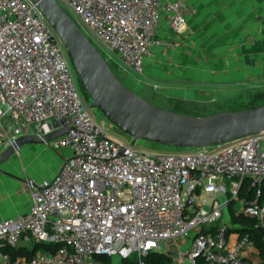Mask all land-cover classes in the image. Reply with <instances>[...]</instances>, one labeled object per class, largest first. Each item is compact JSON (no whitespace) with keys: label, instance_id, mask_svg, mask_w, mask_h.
I'll return each instance as SVG.
<instances>
[{"label":"built area","instance_id":"built-area-1","mask_svg":"<svg viewBox=\"0 0 264 264\" xmlns=\"http://www.w3.org/2000/svg\"><path fill=\"white\" fill-rule=\"evenodd\" d=\"M57 1L139 74L154 46H175L157 35L161 18L179 33L190 10L185 0ZM90 102L79 92L63 39L38 4L0 0V153L21 136L64 127L62 120L68 130L48 145L71 150L52 177L28 178L25 213L0 220V260L104 264L98 256L135 255L147 264L143 256L160 251L171 253L173 264L262 262L253 255L260 251L251 232L231 221L229 205L264 229V130L211 148L153 152L114 137ZM23 239L59 246L11 262L4 247Z\"/></svg>","mask_w":264,"mask_h":264},{"label":"crops","instance_id":"crops-1","mask_svg":"<svg viewBox=\"0 0 264 264\" xmlns=\"http://www.w3.org/2000/svg\"><path fill=\"white\" fill-rule=\"evenodd\" d=\"M185 1L190 10L182 32L173 29L166 15L159 22L157 35L175 46H154L147 55L140 74L145 91L159 100L181 99L190 107L207 109L242 101L245 94L263 89L264 0ZM20 149L0 163V220L25 213L31 202L28 178L52 177L71 152L64 148L63 156L54 160L52 155L46 158L45 151H31L26 145ZM32 246L23 239L16 247Z\"/></svg>","mask_w":264,"mask_h":264},{"label":"water","instance_id":"water-1","mask_svg":"<svg viewBox=\"0 0 264 264\" xmlns=\"http://www.w3.org/2000/svg\"><path fill=\"white\" fill-rule=\"evenodd\" d=\"M64 41L80 82L99 109L117 128L132 138L182 148L210 146L264 130V104L240 110L196 116L163 108L127 87L103 53L57 0H34ZM64 127L42 136L24 135L0 153L8 160L24 144H47L62 136ZM57 124V123H55Z\"/></svg>","mask_w":264,"mask_h":264},{"label":"rangeland","instance_id":"rangeland-1","mask_svg":"<svg viewBox=\"0 0 264 264\" xmlns=\"http://www.w3.org/2000/svg\"><path fill=\"white\" fill-rule=\"evenodd\" d=\"M83 29H84L86 35L93 41V43L97 46V48L103 53L104 57L106 58V60L108 61L109 65L111 66V68L113 69L115 74L118 76V78L127 87L136 91L140 95L142 94L144 96V98H147V100H149L150 102L155 103V104H157L163 108H166V109H169L172 111L190 114V115H205L207 113L208 114L215 113L217 110L228 111V110H234V109L240 108L239 102L226 103V104H222V105H212V106H209L207 109H204L201 107H198V108L197 107H190L186 104L180 105L179 103H176L175 101L174 102L173 101H164V100H159V99L155 98V96H152L150 92L145 91V89H144L145 84L142 82L143 79L139 73L127 68L120 61L119 57L116 54L110 52L104 46V44L100 40L93 37V35L87 29H85L84 26H83ZM74 71H75V69H74ZM75 77H76V84L78 86L79 92L82 95L87 96L90 99V96L86 92L85 87L83 86V84L81 82H79L80 80L76 74V71H75ZM242 101L248 102V97L246 94L243 97ZM93 110H94V113L96 115V118L99 121H104L106 123V127H107L108 131L114 137L119 138L120 140H122L126 143H130L132 141V138L129 135H127L126 133L121 131L119 128H117L115 125H113L99 109L94 108ZM209 112H212V113H209ZM217 112H219V111H217ZM25 145H26V147L33 149L31 151H45L44 156L46 158H48V157H50V155H52L54 160H56L58 157L60 158L61 156H63V154H62L63 152H61V150L53 149L50 145H48V143L47 144H40V143L24 144L20 148L24 147ZM135 146L138 148L150 150L153 152L160 151V152H176V153H178V152H189V151H193V150L197 149V147L182 148V147H176V146H171V145H162V144L154 143V142L147 141L144 139H137L135 141ZM208 148H211V146H209ZM19 151H21V149ZM237 208H239V205H237ZM227 218H228V216H227ZM119 261H120V257L114 256L112 258L111 264H117Z\"/></svg>","mask_w":264,"mask_h":264},{"label":"trees","instance_id":"trees-1","mask_svg":"<svg viewBox=\"0 0 264 264\" xmlns=\"http://www.w3.org/2000/svg\"><path fill=\"white\" fill-rule=\"evenodd\" d=\"M247 97H248V102L238 101L240 104V108L234 109V110H240L243 108H249V107H254V106L264 104V88L257 89V90H254L248 93ZM174 101L176 103H179L180 105L185 104L181 99H174ZM231 103H234V102H231ZM243 191L245 192V188ZM252 194H253V191L250 192V196ZM242 195H245V193H242ZM229 215H230V219L232 222L240 223L243 225L242 227L239 228L240 231H242L243 233L245 231L251 232V239L254 241V243L258 247L260 251V256L262 258V262L260 264H264V229L255 227L256 222L254 219L247 217L243 214H237L235 212L233 203L229 205ZM58 246L59 244L54 243V242H51V243L36 242V243H33L32 248H29V249L26 248L22 250L16 246L8 245L4 247L3 252L8 253L10 255V259L12 262L17 258V256H25L27 258H30L38 250L55 251ZM98 258H100L104 262V264H111L112 262V257L110 256H98ZM143 259L147 264H173V255L167 252L151 251L145 256H143ZM117 264H138V259H137V256L133 255L132 257H129V258H121ZM198 264H202V261L199 260Z\"/></svg>","mask_w":264,"mask_h":264}]
</instances>
